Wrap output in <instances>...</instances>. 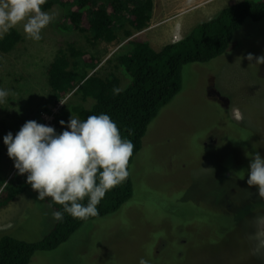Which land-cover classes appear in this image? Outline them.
Returning a JSON list of instances; mask_svg holds the SVG:
<instances>
[{
    "label": "rangeland",
    "instance_id": "obj_1",
    "mask_svg": "<svg viewBox=\"0 0 264 264\" xmlns=\"http://www.w3.org/2000/svg\"><path fill=\"white\" fill-rule=\"evenodd\" d=\"M153 1L151 28L135 36L160 50L241 0ZM47 12L55 20L39 41L26 38L17 25L21 42L8 53L0 51V88L11 92L0 104L2 171L8 180L16 170L3 136L15 135L28 120L42 124L43 115L77 102L71 95L54 102L47 69L59 46L76 41L99 53L100 68L124 44L92 49L63 29L62 10ZM247 53L264 54V19H247L223 55L184 66L180 92L160 108L130 166L132 199L86 222L55 250L36 253L30 264H138L141 258L147 264H264V250L256 252L251 238L264 232L255 222L264 208L254 210L264 198L246 184L245 156L253 151L264 156V64H250L243 59ZM36 197L28 189L0 210V239L8 234L38 242L51 232L53 211Z\"/></svg>",
    "mask_w": 264,
    "mask_h": 264
},
{
    "label": "trees",
    "instance_id": "obj_2",
    "mask_svg": "<svg viewBox=\"0 0 264 264\" xmlns=\"http://www.w3.org/2000/svg\"><path fill=\"white\" fill-rule=\"evenodd\" d=\"M54 7L62 10L63 29L76 32L92 49L102 43H124L119 53H114L105 67L99 68L102 62L99 53L79 46L76 41L65 42L49 64L47 78L56 104L70 95L77 100L59 108L54 116L55 131L64 130L59 121H65L66 126L71 116L83 120L89 115H109L121 136L134 146L128 176L106 192L97 205L95 217L79 219L64 214L63 220L55 221L51 232L38 242L3 235L0 264H30L36 253L55 250L86 222L113 214L130 201L134 196L130 166L160 108L180 92L184 66L210 62L223 55L247 19L254 22L264 19V0H241L222 8L183 39L156 50L135 36L148 28L153 0H45L41 5L43 11ZM21 40L16 28L9 29L0 39V51H12ZM2 156L0 145V210L31 189L25 176L17 175L16 171L8 180L2 171ZM45 201L52 211L61 209L50 198ZM255 206L256 211L263 209L264 202Z\"/></svg>",
    "mask_w": 264,
    "mask_h": 264
},
{
    "label": "clouds",
    "instance_id": "obj_3",
    "mask_svg": "<svg viewBox=\"0 0 264 264\" xmlns=\"http://www.w3.org/2000/svg\"><path fill=\"white\" fill-rule=\"evenodd\" d=\"M44 3L45 0H0V33L20 25L26 38L39 41L42 30L55 20V13L41 9ZM243 59L250 64H264V54L254 57L247 53ZM9 95V89L0 88V104ZM59 124L64 130L57 133L52 126L25 121L15 135L8 132L3 136L7 156L16 174L24 175L25 182L37 193V200L47 197L61 206L51 213L54 221H62L64 214L79 219L95 217L106 192L128 176L134 146L121 136L116 122L105 113L83 120L71 116L66 126L63 120ZM245 156L249 160L246 184L255 186L258 196L264 198V156L256 151L245 152ZM255 222L264 226V216ZM251 238L256 241V252L264 250V232L257 231ZM138 264L147 261L141 258Z\"/></svg>",
    "mask_w": 264,
    "mask_h": 264
},
{
    "label": "built area",
    "instance_id": "obj_4",
    "mask_svg": "<svg viewBox=\"0 0 264 264\" xmlns=\"http://www.w3.org/2000/svg\"><path fill=\"white\" fill-rule=\"evenodd\" d=\"M59 111V107L58 109H54L50 115H43L42 118L44 120V122L42 124H45V125H49V126H52L54 127V116L55 114Z\"/></svg>",
    "mask_w": 264,
    "mask_h": 264
},
{
    "label": "crops",
    "instance_id": "obj_5",
    "mask_svg": "<svg viewBox=\"0 0 264 264\" xmlns=\"http://www.w3.org/2000/svg\"><path fill=\"white\" fill-rule=\"evenodd\" d=\"M153 2H154V1H153ZM154 8H155V5H154ZM153 13H154V10H153ZM152 17H153V16H152ZM149 28H151V27H148V29H149ZM177 30H178V31H177V32H178V35H179V34L181 35V30H179V29H177ZM174 33H176V32H174ZM174 33H173V34H174ZM171 35H172V33H171ZM174 39H175V40H174ZM174 39H172L170 42H168V44H169V43L176 42V41H179V40H181V39H183V38H180V39H178V38H174Z\"/></svg>",
    "mask_w": 264,
    "mask_h": 264
}]
</instances>
